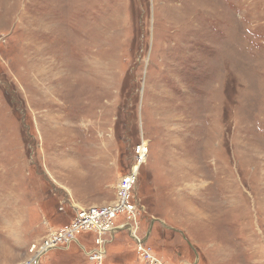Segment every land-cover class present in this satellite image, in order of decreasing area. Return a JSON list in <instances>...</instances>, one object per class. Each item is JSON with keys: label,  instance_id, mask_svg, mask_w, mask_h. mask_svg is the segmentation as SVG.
<instances>
[{"label": "rangeland", "instance_id": "rangeland-1", "mask_svg": "<svg viewBox=\"0 0 264 264\" xmlns=\"http://www.w3.org/2000/svg\"><path fill=\"white\" fill-rule=\"evenodd\" d=\"M142 141L154 253L264 264V0H0V264L112 202ZM104 262L135 264L125 231Z\"/></svg>", "mask_w": 264, "mask_h": 264}, {"label": "built area", "instance_id": "built-area-1", "mask_svg": "<svg viewBox=\"0 0 264 264\" xmlns=\"http://www.w3.org/2000/svg\"><path fill=\"white\" fill-rule=\"evenodd\" d=\"M134 159L128 170L119 177L116 184V198L109 203L95 204L74 209V219L70 226L61 231L52 230L42 244L33 246L31 259L20 264H38L40 258L51 249H68L77 243L84 251L90 264H105L107 244L120 232H126L134 241L135 264H167L148 245V236L141 232L140 212L135 189L140 169L146 163L149 147L145 141L134 148ZM80 233L94 234L92 248L88 249L78 239Z\"/></svg>", "mask_w": 264, "mask_h": 264}, {"label": "bare ground", "instance_id": "bare-ground-1", "mask_svg": "<svg viewBox=\"0 0 264 264\" xmlns=\"http://www.w3.org/2000/svg\"><path fill=\"white\" fill-rule=\"evenodd\" d=\"M88 130H90V129L88 128ZM41 259H42V257L40 258L39 263H40ZM39 263H38V264H39Z\"/></svg>", "mask_w": 264, "mask_h": 264}]
</instances>
